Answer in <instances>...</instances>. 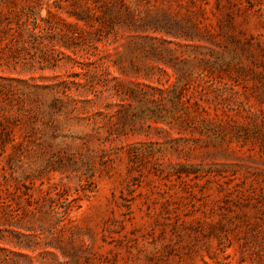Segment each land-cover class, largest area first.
I'll list each match as a JSON object with an SVG mask.
<instances>
[{
    "label": "rangeland",
    "instance_id": "rangeland-1",
    "mask_svg": "<svg viewBox=\"0 0 264 264\" xmlns=\"http://www.w3.org/2000/svg\"><path fill=\"white\" fill-rule=\"evenodd\" d=\"M0 264H264V0H0Z\"/></svg>",
    "mask_w": 264,
    "mask_h": 264
}]
</instances>
